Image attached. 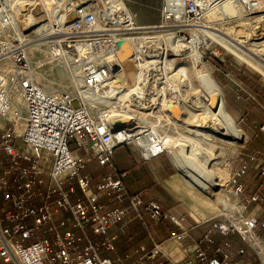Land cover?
<instances>
[{"label": "built area", "instance_id": "obj_1", "mask_svg": "<svg viewBox=\"0 0 264 264\" xmlns=\"http://www.w3.org/2000/svg\"><path fill=\"white\" fill-rule=\"evenodd\" d=\"M78 1L74 7L68 3L57 7L56 17H63L66 23L73 13L74 19L64 36L48 43L51 56L72 75L79 71L82 85L75 94L46 91L35 81L22 50L3 43L4 52L18 49L8 77L0 71V264H125L123 258L114 260L101 252H116L111 229L131 213L141 219L143 200L130 195L128 174L118 170L115 152L128 147L141 161L168 155L173 125L167 108L183 102L186 81L180 65L185 60L192 62L172 48L170 38L190 41L191 31L177 26H193L206 10L219 3L185 0L181 5L178 0H162V18L156 26L163 31L144 35L142 42L136 38L132 58L135 77L130 88L118 83L120 69L114 61L113 70L110 54L114 53L115 59L119 40L129 38L138 25L123 19L115 7L114 22L110 19L106 23V9L100 13L85 10L84 1ZM233 1L250 14L264 3ZM7 20L5 16L4 23ZM166 28H177L173 37L164 33ZM14 87L20 91L24 106L17 115L12 114ZM74 102L79 105L74 106ZM158 115L165 119L156 121ZM124 117L130 123L118 125ZM260 130L264 131V125ZM93 161L111 172L99 181L91 173L84 174ZM249 168L256 176L250 186L244 182ZM257 178L264 181V149L241 158L227 183L238 199L237 215L223 214L211 222L212 230L222 235L237 233L264 264V241L258 234V230L264 231V219L258 214L264 206V183ZM105 199L112 205L127 200L129 205L112 210ZM146 208L155 224L167 219L181 228L172 235L173 240H187L189 232L183 228L182 218L153 201ZM92 234L99 241L92 240ZM139 251L129 264H238L221 249L217 250L221 257L209 258L201 252L199 260L185 263V258L170 256L157 243Z\"/></svg>", "mask_w": 264, "mask_h": 264}, {"label": "bare ground", "instance_id": "obj_2", "mask_svg": "<svg viewBox=\"0 0 264 264\" xmlns=\"http://www.w3.org/2000/svg\"><path fill=\"white\" fill-rule=\"evenodd\" d=\"M83 1L82 5L84 9L91 10L94 0ZM178 1L183 5L185 0ZM77 2L79 1L13 0V3L10 4V9H6L7 14L12 18V26L4 23V16L1 12L5 9L0 8V33L2 34L6 29H14L17 31L21 42L26 46L25 49H22V52L28 58L33 56L35 52H45V54H47L48 51V57L51 61L61 62L59 59L51 56L48 50L50 39H58L64 36L68 31V26L67 23L64 22V18L56 17L55 13H57V7L59 5L68 3L71 7H74ZM106 2L108 6L105 11L109 19L105 21L106 23L111 21L110 19L114 22V7L121 13L120 16H122L123 19L128 21L134 20L133 15L129 12L128 7L122 0H106ZM14 4H16V6H14ZM39 6L41 7V14H34L32 10H30V7L36 8ZM55 9L56 12H54ZM212 10H214L212 11L213 13L219 12L220 15L218 17L221 16L224 22L229 23L231 20L241 22L237 27L239 29L233 27L231 30L225 28V26L223 28L215 27L213 26L214 23L210 20H207L205 24H201L200 26L198 24L199 22L193 26H186L183 23L179 24L177 27H196L190 29L192 39L187 42L178 38H170L173 37L171 35H173L176 30L168 31L164 29V33L172 39V48L179 51L182 58L187 56L192 61L191 64L182 62L180 65V72L182 73L183 81H186V92L192 91L195 94L192 103H189L187 101V96L184 95L183 102H181L180 105L170 104L167 108L171 119L170 123L173 125L172 132L169 133L170 148L168 150V155L178 170V175L172 178L168 182V185L170 190L182 198L202 220L207 219L209 211L214 213L222 211L220 205L223 206V209L228 208V204L223 198L224 191L221 189L223 187V181L213 167V163L218 161L222 156L219 146L214 143L217 141L228 146H234L240 142H242V144L247 143L249 138L237 126L226 109L223 93L213 79L212 71L206 67L204 63L201 48L203 46L205 48H210L212 44L217 43L227 52L245 62L264 77V33H262L264 30V22H262L261 27L257 26L256 28L252 27L250 23H244V17H246L244 10L236 2L231 0H219V3L214 5ZM263 12L264 3L254 14ZM182 13L183 11H180L179 14ZM42 15L45 16V20L41 17ZM73 15L72 13L70 17L71 20L74 19ZM207 15L210 16L208 13ZM212 16L214 17V15ZM215 17L217 18V15ZM29 18L36 25H34L35 30L33 32L31 31V35H26L22 31L19 21ZM45 21L48 22L44 23ZM55 26L58 28H55ZM137 29L136 32L129 35V38L122 37L119 40L115 59L114 53L110 54L113 70L114 61L118 63V68L120 69V72L116 74V77L119 78L118 83L129 85L130 88H132L131 83L135 77L132 58L134 55V46L137 45L136 38L140 41L143 39L144 35L148 33L163 31V29H158L157 26L145 27L138 25ZM110 31H112L111 34L114 35V30ZM35 34L38 35L37 39H32V36ZM240 34L247 36L249 41L248 44L244 45L240 42L238 38ZM1 45H3V43ZM1 45L0 62L10 59L13 61L15 51L18 48H12L9 52H4V45ZM72 78L76 84L75 90H77L78 87L80 88L82 85L79 71L75 72ZM196 82L200 85L199 90L196 88ZM121 87L122 84H118V88ZM13 99L14 97L12 96V114H21L24 109L23 103L21 107L22 112L18 113L14 110ZM21 102L23 101L21 100ZM162 119H165V117H161L160 115L156 116V121L159 122L162 121ZM128 123H130L128 117L121 118L117 121L118 125H125ZM0 124H2V120ZM206 145L209 147H205ZM197 192L201 193V195H209V198H207L208 196L206 198H204V196L200 197ZM229 210L231 209L228 208L227 211ZM222 214H225V211H223Z\"/></svg>", "mask_w": 264, "mask_h": 264}, {"label": "crops", "instance_id": "obj_3", "mask_svg": "<svg viewBox=\"0 0 264 264\" xmlns=\"http://www.w3.org/2000/svg\"><path fill=\"white\" fill-rule=\"evenodd\" d=\"M226 75L233 85L227 81L226 84L220 82V85L223 87L222 92L229 114L249 138V145L243 146V150L248 153L242 154L240 159L246 158L251 153L264 149V131L260 130V127L264 125V89L258 82L249 86L246 75L241 71L233 72L235 79L231 78L229 73ZM1 138L0 133V140ZM114 161L119 171L128 174L126 185L130 195L141 197L143 205L140 207L141 219L136 216V213H131L121 224L111 229L115 236L116 252L102 250L103 257L114 260L121 257L125 264H129L140 255L141 247L151 248L153 243H157L170 256L178 260L185 258L184 263L188 260H199L198 256L201 252H205L209 258L221 257L217 255V250L221 249L229 255L232 263L262 264L255 252L237 233L225 236L212 230L211 220L219 217L223 211L226 212L229 207L216 213L209 211L207 219L202 220L182 198L170 190L168 182L178 175V170L169 155H162L150 161H141L132 149L122 147L116 150ZM110 172L96 161L88 164L83 170L84 174L91 173L96 181ZM255 180L253 171H248L244 182L250 186ZM257 180L264 183L261 178ZM152 201L158 203L164 211L183 219V228L189 232V237L184 243L176 242L172 238L174 233L181 232V228L167 219H162L159 224H155L150 219L146 206ZM104 203L112 207V210L129 205L127 200L121 203L114 202L112 205L113 203L105 199ZM258 214L261 219H264V206ZM258 234L264 241V231L258 230ZM91 238L99 241L93 234ZM240 250H244V253L240 254Z\"/></svg>", "mask_w": 264, "mask_h": 264}, {"label": "rangeland", "instance_id": "obj_4", "mask_svg": "<svg viewBox=\"0 0 264 264\" xmlns=\"http://www.w3.org/2000/svg\"><path fill=\"white\" fill-rule=\"evenodd\" d=\"M122 1L128 7L129 12L133 15L134 22L136 25L145 26V27H156V25L160 23L161 18H162L161 17L162 16L161 15L162 6H163L162 0H122ZM12 3H13V0H0V5H1L0 8L5 9L1 13L7 17L8 20L5 24H8L9 26H12V18L10 16H7L6 9H10V4ZM14 6H16V4H14ZM107 6H108V3L106 2V0H94L92 11L100 13V11L105 10ZM212 9L213 8L206 10L204 12L203 17L198 23L199 26L201 24H205L207 20H210L212 21V23H214L213 26L215 27L223 28L225 26V28L231 29V30L233 27H235L236 29H239L237 27L241 24V22L236 21V20H231L229 23L224 22L221 19V16L218 17L220 13L219 12L213 13L212 11L214 10ZM30 10H32L34 14H39V13L41 14L40 6L36 8L30 7ZM54 12H56V9L54 10ZM207 13L210 14V16L207 15ZM244 14H246L245 15L246 17H244L245 18L244 23H250V25L254 28H256L257 26H260V27L262 26L261 24L262 22H264V12L257 13V14H254V13L252 14L244 13ZM212 15H214V17ZM216 15L218 19L215 17ZM41 17H43V20H45L44 19L45 16L42 15ZM219 19L222 21H220ZM72 21L73 20L69 18L66 22L67 25L71 24ZM46 22L48 21H45L44 23ZM19 25L24 34L31 35V31L33 32L35 30L34 25L36 24L29 18L26 20H20ZM55 28H58V27L55 26ZM177 28H166L165 30L173 31V30H177ZM193 28H196V27L181 26V28H178V29H182V31H186V29H188L190 31V29H193ZM262 33H264V30L262 31ZM32 37H33L32 39H37L38 35L35 34ZM238 38L240 42H242L244 45L248 44L249 42L247 36L244 34L238 35ZM54 40L56 39H50L49 41H54ZM2 43H8V44L11 43L13 44V46L19 47L20 48L19 50L26 48V46L23 45V42H21V39L19 38L17 31H15L14 29H6L4 32H2V34L0 33V45ZM201 53L204 57V63L206 64V67H208L212 71V77L215 80V82L218 83V86H220L221 91L223 90V87L222 85H220V82L224 84L228 82L229 84L233 85V82L229 80L226 74L229 73L230 77L235 79V77H233L234 76L233 72H238V71H241V73H244L246 75L245 77L247 79V83L249 86H251L252 83L254 84L255 82H258L260 85H263V89H264V77L261 74H259L256 70L248 66L245 62L239 60L237 57L227 52L219 44L214 43L212 44L210 48H205L203 46L201 48ZM29 58L28 60L32 66L35 81L39 83L46 91L50 93H71V94L76 93L75 92L76 84L74 83V79L72 78L73 75L70 69L59 61L58 62L51 61L50 58L48 57V51H47V54H45V52L44 53L35 52L34 55ZM187 61L188 60H185L184 62H187ZM188 63L191 64L192 62L188 61ZM13 67H14V64H13V61H11V59L0 62V71L3 74H5L7 77L12 72ZM195 84H196V88L199 90L200 85L197 82ZM184 86H185V91H186L187 90L186 85ZM247 89L249 90V87ZM184 95L187 96V101L189 103H192L194 101V98H195L194 92L192 91L186 92V94ZM12 96L14 97L13 99L14 110L17 111L18 113H21L22 112L21 107H22L23 102H21L22 97L17 87H14L12 89ZM223 97H224V94H223ZM224 101H225V98H224ZM78 105H79L78 102H74V106L77 107ZM249 143L250 141H248L245 144H242V142H240L234 146H228L226 144H222L217 141L214 143L215 145L219 146L220 151L222 152V156L219 158L218 161H215L213 163L214 164L213 167H214L215 172L221 177L223 181L222 182L223 187L221 188L224 191L223 198L226 200L228 207L231 209L229 211L226 210L225 214L229 216L235 217L237 215V211L239 210V208L237 205L238 199L235 197V195H233V193H231L230 188L227 187V183L234 169L238 166V163L240 161V157L242 156V154L246 155L248 153L247 151L243 150V146L245 145L248 146ZM205 147H209V146L206 145ZM251 170L252 169L249 168L250 172ZM197 194L200 197L204 196V198H206L208 196L207 198H209V195H205V194L201 195V193L199 192H197ZM220 207L223 209L222 205H220Z\"/></svg>", "mask_w": 264, "mask_h": 264}]
</instances>
